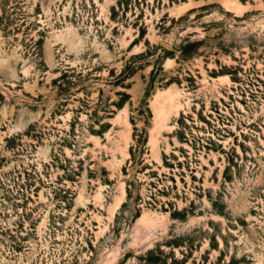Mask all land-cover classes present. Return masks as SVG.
Returning a JSON list of instances; mask_svg holds the SVG:
<instances>
[{
    "label": "rangeland",
    "instance_id": "374dc122",
    "mask_svg": "<svg viewBox=\"0 0 264 264\" xmlns=\"http://www.w3.org/2000/svg\"><path fill=\"white\" fill-rule=\"evenodd\" d=\"M0 264H264V0H0Z\"/></svg>",
    "mask_w": 264,
    "mask_h": 264
}]
</instances>
